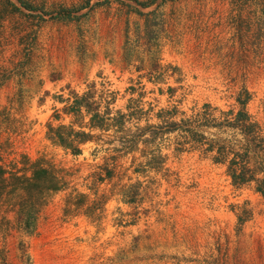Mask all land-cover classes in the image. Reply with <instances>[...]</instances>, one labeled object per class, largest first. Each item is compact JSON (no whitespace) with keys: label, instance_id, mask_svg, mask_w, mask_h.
Masks as SVG:
<instances>
[{"label":"rangeland","instance_id":"obj_1","mask_svg":"<svg viewBox=\"0 0 264 264\" xmlns=\"http://www.w3.org/2000/svg\"><path fill=\"white\" fill-rule=\"evenodd\" d=\"M242 107L264 0H0V264H264Z\"/></svg>","mask_w":264,"mask_h":264},{"label":"trees","instance_id":"obj_2","mask_svg":"<svg viewBox=\"0 0 264 264\" xmlns=\"http://www.w3.org/2000/svg\"><path fill=\"white\" fill-rule=\"evenodd\" d=\"M13 7L19 10L14 5ZM245 102L246 99L241 101L242 106ZM216 122L213 121L215 124L220 123ZM223 124L237 128L242 133L244 142L227 148H217L215 160L221 162L229 158L227 168L232 182L238 185L254 182L256 191L264 197V135H261L260 125L251 120L244 107Z\"/></svg>","mask_w":264,"mask_h":264}]
</instances>
